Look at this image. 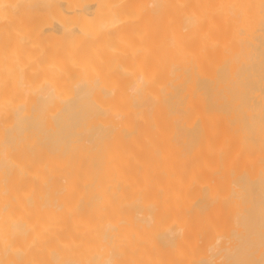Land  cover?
<instances>
[{"label":"bare ground","instance_id":"bare-ground-1","mask_svg":"<svg viewBox=\"0 0 264 264\" xmlns=\"http://www.w3.org/2000/svg\"><path fill=\"white\" fill-rule=\"evenodd\" d=\"M0 264H264V0H0Z\"/></svg>","mask_w":264,"mask_h":264}]
</instances>
